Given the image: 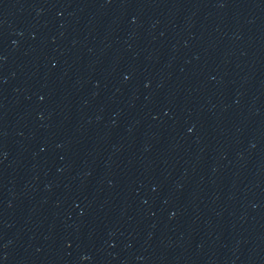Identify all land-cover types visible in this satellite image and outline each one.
Instances as JSON below:
<instances>
[{
    "label": "water",
    "instance_id": "95a60500",
    "mask_svg": "<svg viewBox=\"0 0 264 264\" xmlns=\"http://www.w3.org/2000/svg\"><path fill=\"white\" fill-rule=\"evenodd\" d=\"M0 264H264V0H0Z\"/></svg>",
    "mask_w": 264,
    "mask_h": 264
}]
</instances>
